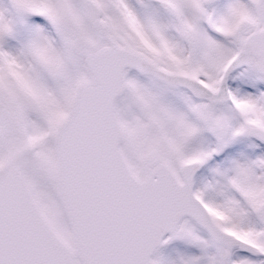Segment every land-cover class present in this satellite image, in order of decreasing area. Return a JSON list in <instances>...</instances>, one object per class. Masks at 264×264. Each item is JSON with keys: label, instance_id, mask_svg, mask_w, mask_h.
Segmentation results:
<instances>
[{"label": "snow or ice", "instance_id": "1", "mask_svg": "<svg viewBox=\"0 0 264 264\" xmlns=\"http://www.w3.org/2000/svg\"><path fill=\"white\" fill-rule=\"evenodd\" d=\"M0 264H264V0H0Z\"/></svg>", "mask_w": 264, "mask_h": 264}]
</instances>
